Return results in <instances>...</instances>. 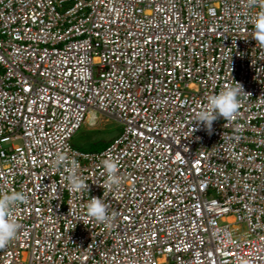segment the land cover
<instances>
[{
	"label": "built area",
	"instance_id": "1",
	"mask_svg": "<svg viewBox=\"0 0 264 264\" xmlns=\"http://www.w3.org/2000/svg\"><path fill=\"white\" fill-rule=\"evenodd\" d=\"M264 0H0V193L27 197L0 264H264ZM240 83L230 120L198 113ZM117 120L100 152L83 126ZM75 153L88 191L52 161ZM118 165L109 190L100 160ZM103 199L109 223L86 216Z\"/></svg>",
	"mask_w": 264,
	"mask_h": 264
},
{
	"label": "clouds",
	"instance_id": "2",
	"mask_svg": "<svg viewBox=\"0 0 264 264\" xmlns=\"http://www.w3.org/2000/svg\"><path fill=\"white\" fill-rule=\"evenodd\" d=\"M250 23L253 29V39L256 44L264 48V6H260L259 11L255 12L250 18ZM242 94H245L243 87L236 82L224 86L214 94L208 95L203 107L196 113V127L193 128V131L198 130L201 125L205 130L210 131L213 122L218 118L232 119L238 112L240 107L239 97ZM52 163L56 168L63 169L68 190L72 192L88 191V184L79 175L80 164L75 153L69 155L65 152H59ZM100 165L106 173L105 187L109 190L118 187L121 184V176L117 174L118 165L116 161L111 158H104L100 160ZM26 200L27 197L21 191L0 193V245L8 244L16 239L20 224L13 216V209ZM86 216L88 219L101 224L109 223L112 218L102 197L89 198L86 204Z\"/></svg>",
	"mask_w": 264,
	"mask_h": 264
},
{
	"label": "rangeland",
	"instance_id": "3",
	"mask_svg": "<svg viewBox=\"0 0 264 264\" xmlns=\"http://www.w3.org/2000/svg\"><path fill=\"white\" fill-rule=\"evenodd\" d=\"M121 124L111 118L102 117L101 123L95 128L83 126L74 136L73 144L80 151L94 152L103 150L121 132Z\"/></svg>",
	"mask_w": 264,
	"mask_h": 264
},
{
	"label": "trees",
	"instance_id": "4",
	"mask_svg": "<svg viewBox=\"0 0 264 264\" xmlns=\"http://www.w3.org/2000/svg\"><path fill=\"white\" fill-rule=\"evenodd\" d=\"M103 147H104L103 149H105V147H106V146H105V145H103ZM100 151H102V150H100ZM100 151H94V152H100ZM90 152H91V151H90Z\"/></svg>",
	"mask_w": 264,
	"mask_h": 264
}]
</instances>
